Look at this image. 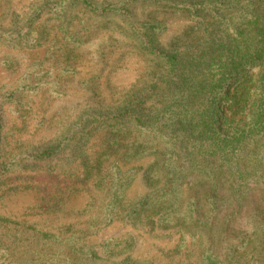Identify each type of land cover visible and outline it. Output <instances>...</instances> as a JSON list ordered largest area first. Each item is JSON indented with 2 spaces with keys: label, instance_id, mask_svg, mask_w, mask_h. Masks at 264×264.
Listing matches in <instances>:
<instances>
[{
  "label": "trees",
  "instance_id": "1",
  "mask_svg": "<svg viewBox=\"0 0 264 264\" xmlns=\"http://www.w3.org/2000/svg\"><path fill=\"white\" fill-rule=\"evenodd\" d=\"M151 2L191 24L164 45V23L148 16L137 24L130 5L44 0L26 16L14 15L8 27L0 25V47L48 45L51 52L60 44L70 66L85 42L76 13L117 16L116 31L133 38L138 55L150 63L120 99L94 103L68 124L64 120L60 133L39 145L12 146L6 123V106L28 113L24 97L38 87L26 79L0 91V200L35 191L47 212L61 210L64 198L91 195L98 202L94 223L83 235L72 230L65 239L67 264H147L131 256L119 259L136 248L132 233L99 247L86 243L116 223L179 234L181 244L199 246L197 264L231 262L228 256L222 261L220 249L233 237L242 244V261L251 264L264 253V0ZM22 119L26 124L27 116ZM138 176L148 193L127 203L124 195ZM244 214L250 231L230 236ZM3 223L9 221L0 216ZM32 237L61 242L41 231ZM22 243L0 240V264H44L36 253L30 259ZM234 247L240 257V246Z\"/></svg>",
  "mask_w": 264,
  "mask_h": 264
},
{
  "label": "rangeland",
  "instance_id": "2",
  "mask_svg": "<svg viewBox=\"0 0 264 264\" xmlns=\"http://www.w3.org/2000/svg\"><path fill=\"white\" fill-rule=\"evenodd\" d=\"M42 1L44 0H0V25L8 27L14 15L26 16ZM105 1L119 6L130 5L137 24L148 16L162 21L166 26V32L160 36L164 45L191 24L190 20L177 13L157 8L151 0ZM76 14L79 20L75 24L81 30L80 37L85 42L76 48L78 58L70 66L62 60L60 44L51 52L47 49L48 45L32 50L0 47V91H11L26 79L31 85L38 87L36 94L24 97L28 113L19 114L10 105L6 106L9 119L6 123L11 131L9 142L12 146L17 142L39 145L54 139L62 130L64 120L68 124L94 103L103 101L112 104L148 71L150 63L138 55L135 40L116 31V21L120 18H99L82 11ZM67 66L70 67L69 70ZM47 70L50 75L43 74ZM54 88L56 91L53 95L51 92ZM22 115L27 116L26 124ZM99 142L100 137L92 142L95 150ZM127 168L129 166L123 169ZM147 193V188L138 176L124 195L125 201L129 203ZM40 197L39 193L28 190L9 193L0 200V216L9 221L7 225H0V240L9 244L13 241L20 244L23 242V250H28L27 256L30 259L29 255L36 253L34 258L43 259L44 264H67L70 259L64 249L65 239L71 235L72 230L81 233L89 223H94L93 216L98 202L91 195L81 193L64 198L61 210L46 212L39 208ZM90 205H93L92 208ZM250 229L251 225L244 214L232 226L229 234L239 237ZM35 231L58 235L61 242L49 245L51 242L48 239H33ZM129 233L134 234L137 239L136 248L119 259L131 256L134 260L147 264H197L199 261V246L196 243L181 244L179 234L161 229H133L124 223H116L103 229L99 234L88 237L86 243L99 247L109 238ZM229 241V244L226 242L229 246L220 249L223 252L222 261H227L228 256L232 261L226 264L250 263L249 260L246 263L242 261V244L233 237ZM215 244L217 245V241ZM237 244L240 247L236 249V254L240 257L235 256L234 252ZM255 257L256 261L251 264H264V253ZM260 259L262 262H257Z\"/></svg>",
  "mask_w": 264,
  "mask_h": 264
}]
</instances>
